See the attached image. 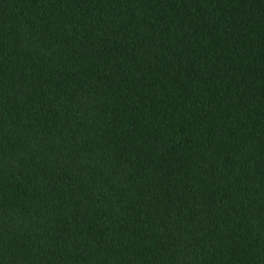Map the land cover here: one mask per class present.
<instances>
[{
    "label": "trees",
    "instance_id": "obj_1",
    "mask_svg": "<svg viewBox=\"0 0 264 264\" xmlns=\"http://www.w3.org/2000/svg\"><path fill=\"white\" fill-rule=\"evenodd\" d=\"M0 264H264V0H0Z\"/></svg>",
    "mask_w": 264,
    "mask_h": 264
}]
</instances>
